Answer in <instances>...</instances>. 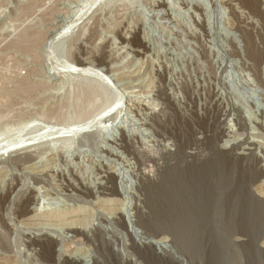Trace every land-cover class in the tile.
I'll return each instance as SVG.
<instances>
[{"label": "rangeland", "instance_id": "rangeland-1", "mask_svg": "<svg viewBox=\"0 0 264 264\" xmlns=\"http://www.w3.org/2000/svg\"><path fill=\"white\" fill-rule=\"evenodd\" d=\"M255 5L257 10L243 0H0V264H44L40 246L29 242L32 231L53 232L56 253H78L81 264H114L111 248L123 264H159L133 248L129 234L138 243L154 239L155 252L191 264L179 239H200L203 233L189 228L194 222L200 230L224 231L226 240L217 242L224 241L226 260L228 239L242 235L231 234L229 221L240 226L254 220L264 243V221L247 218L245 201L249 185L264 196L258 168H264V0ZM63 26L67 35L60 34ZM28 31L39 35V45L26 50L18 43ZM78 59L96 74L77 75ZM106 77L113 88L102 85ZM72 122L84 127L68 128ZM28 142L32 147H21ZM218 150L229 152L227 160ZM106 167L116 173V196L101 187L114 185L103 177ZM201 178L209 187H199ZM188 180L189 215L180 206L174 211ZM76 185H89L94 194H82ZM115 210L123 212L125 227L117 224ZM75 223L87 226L90 237L68 229ZM97 225L107 232L109 249L97 241ZM201 245L194 251L205 257L208 247Z\"/></svg>", "mask_w": 264, "mask_h": 264}, {"label": "bare ground", "instance_id": "bare-ground-1", "mask_svg": "<svg viewBox=\"0 0 264 264\" xmlns=\"http://www.w3.org/2000/svg\"><path fill=\"white\" fill-rule=\"evenodd\" d=\"M246 4H247V6L249 5V6H251V8L252 9H254V10H257V6L255 5L254 6V4H255V0H243ZM259 1V0H258ZM165 2V1H164ZM256 2H257V0H256ZM261 2V1H260ZM166 3V2H165ZM257 4V3H256ZM261 4V3H260ZM161 5V4H160ZM163 5V4H162ZM241 5V4H240ZM239 6V5H238ZM260 7V6H259ZM245 8V7H244ZM262 8V7H261ZM261 8H260V10H261ZM24 9H26V11H28V6L26 7V8H24ZM199 10V9H198ZM233 10V9H232ZM263 10V9H262ZM255 12V11H254ZM255 13H257V12H255ZM260 13H261V11H260ZM234 14H235V12H234ZM257 14H259V13H257ZM260 15V14H259ZM258 15V16H259ZM263 15H264V13H263ZM235 16V15H234ZM238 16H239V14H238ZM260 17V16H259ZM197 19V18H196ZM56 20V19H55ZM198 20V19H197ZM239 21V20H238ZM237 21V22H238ZM253 23V22H252ZM238 24V23H237ZM241 26H243L242 24H240ZM238 26V25H237ZM240 26V27H241ZM72 27V26H71ZM243 27H245V26H243ZM250 27V26H249ZM248 27V28H249ZM63 28H65V30L62 32V33H60V34H66V32L68 31V29L66 30V27H62V30H63ZM70 28V27H69ZM95 28V27H94ZM234 28V27H233ZM246 28V27H245ZM248 28L246 29V30H248ZM59 30H61V29H59ZM244 31V30H243ZM57 32H59V31H57ZM70 32V31H69ZM251 32V31H250ZM244 33H245V31H244ZM258 33V32H257ZM55 34H56V32H55ZM69 34V33H68ZM250 34V33H249ZM253 34V33H252ZM263 34V33H262ZM67 35V34H66ZM89 36V35H88ZM248 36V35H247ZM251 36H253V35H251ZM263 36V35H262ZM22 37V40L18 43V46H21V48L23 47V48H25L26 50H28L29 48H31L32 46H34V47H36V46H38L39 45V35L37 34V33H34V32H31V31H28V32H24V34L22 35V36H20V38ZM52 37V36H51ZM94 37V36H93ZM249 37V36H248ZM247 37V38H248ZM19 38V39H20ZM57 39V37L55 38V40ZM249 40H250V38H248ZM252 39H254V37L252 38ZM92 40V39H91ZM249 42V41H248ZM263 43V42H262ZM135 44H137V43H135ZM248 44V43H247ZM254 44V43H253ZM250 45L251 46V52H252V54L254 55V57L257 55L256 53L258 52L257 51V48L255 47L256 46V44H255V46L254 45ZM141 44H139L138 46H140ZM142 45H143V43H142ZM258 45V44H257ZM262 45V44H261ZM260 45V46H261ZM145 46V45H144ZM259 46V47H260ZM83 47V46H82ZM205 47V46H204ZM262 47H263V45H262ZM82 49V48H81ZM205 49V48H204ZM263 49V48H262ZM140 51V50H139ZM141 52H142V50H141ZM261 52H263V51H261ZM251 54V55H252ZM260 55H262V54H260ZM106 56V55H105ZM253 57V58H254ZM263 57V56H262ZM80 58H82L81 56H80ZM256 58V57H255ZM261 59H263V58H261ZM105 60V59H104ZM107 60V59H106ZM258 61H259V59H258ZM263 61V60H262ZM87 62L88 61H86L85 59H78L77 61H76V65H75V62H74V68H75V71H76V73H77V75H80V76H82L83 75V77H87V76H91V74H92V72H94L95 73V71H92V70H90V68L91 67H88L87 66ZM106 62V61H105ZM89 63V62H88ZM102 63V62H101ZM73 67V66H72ZM93 68V67H92ZM97 70V69H96ZM75 74V73H74ZM96 74V73H95ZM85 75V76H84ZM99 75V72L97 73V76ZM92 77H95V75H93ZM98 78V77H97ZM100 78V77H99ZM93 80L92 81H94V78H92ZM105 79H107L106 81H105ZM100 80H102V79H100ZM104 81L102 82V85H106V87H112V85H111V83H110V81H109V78H104L103 79ZM112 81V80H111ZM93 84L95 83V82H92ZM90 85H91V83H89ZM112 84H114V83H112ZM122 84V83H121ZM95 85V84H94ZM93 85V86H94ZM101 86V85H100ZM88 87H91V86H89L88 85ZM115 88H116V86H114ZM113 88V87H112ZM86 90H87V87H86ZM90 90H93V89H90ZM88 91V90H87ZM86 91V92H87ZM85 93V92H84ZM90 94H92V91H91V93ZM88 95V94H87ZM90 96V95H89ZM89 96L87 97V98H89ZM88 99H86V101H87ZM85 101V100H84ZM120 103H121V101L120 100H118ZM92 102V101H91ZM115 103V104H113V105H111V107H109V109H110V111H112L111 109H113V108H115L116 107V105H117V107L120 105V103ZM91 105H92V103H90ZM88 105H89V103H88ZM90 106V105H89ZM83 108V107H82ZM81 108V110H83ZM86 109H88V108H86ZM109 109H107V110H109ZM80 111V110H79ZM102 111V110H101ZM101 111H99V114H100V112ZM85 112V111H84ZM98 112V111H97ZM97 112L96 113H94V114H97ZM109 112V111H108ZM80 113H82V111L80 112ZM79 113V114H80ZM88 113V112H87ZM84 114H86V113H84ZM90 114V113H89ZM88 114V115H89ZM90 115V116H94L95 118H96V116L95 115ZM98 114V115H99ZM104 114H106V111H105V113ZM103 114V115H104ZM88 115H87V117H88ZM86 117V115H84V118ZM86 117V118H87ZM89 118V117H88ZM95 118L93 119V120H95ZM101 117H99V119H100ZM90 119H91V117H90ZM104 119V118H103ZM92 120V119H91ZM93 120H92V122H93ZM102 120V119H101ZM84 121H86V120H84ZM77 122H79V121H77ZM66 123V126L68 127V128H71V129H75L76 130V128H78V129H80V127H84V125L83 126H81V125H79L78 123ZM80 122H82V121H80ZM96 122V121H95ZM99 122V121H98ZM89 122H87V124H88ZM65 124V123H64ZM69 124V125H68ZM93 124V123H92ZM85 125H86V123H85ZM86 127V126H85ZM61 128V127H60ZM67 129V128H66ZM82 129V128H81ZM90 129H92V128H90ZM69 130V129H68ZM83 130H84V128H83ZM82 130V131H83ZM89 130V129H88ZM120 130V129H119ZM63 131H64V129H63ZM62 131V132H63ZM72 131V130H71ZM81 131V130H80ZM53 133V132H52ZM58 133H59V131H58ZM57 133V134H58ZM66 133V132H65ZM57 134H56V136H57ZM64 134V133H63ZM67 134V133H66ZM80 134V133H79ZM52 135H55V133L54 134H52ZM51 136V135H50ZM61 136H62V134H61ZM72 136V135H71ZM75 136V135H74ZM176 136V135H175ZM64 137H66V135L64 136ZM67 137H68V135H67ZM186 137V136H185ZM57 138H59L58 136H57ZM63 138V137H62ZM184 138V137H183ZM187 138V137H186ZM185 138V139H186ZM53 139V138H52ZM24 140V139H23ZM33 140V139H32ZM182 140V139H181ZM35 141V140H34ZM37 142V141H36ZM43 142V141H42ZM179 142V141H178ZM31 142H28L27 143V145H25V144H23V146H21L22 148L23 147H25V149H26V146H28L29 144H30ZM35 143V142H34ZM180 143H181V141H180ZM179 144V143H178ZM18 144H16V146H17ZM25 145V146H24ZM126 145V144H125ZM180 145V144H179ZM185 146V145H184ZM3 147H4V145H3ZM14 147V146H13ZM20 146H18V148H19ZM30 147H32L31 146V144H30ZM9 148V147H8ZM17 148V149H18ZM179 149V148H178ZM15 150V149H14ZM21 150V149H20ZM24 150V149H23ZM30 150V152H31V149H29ZM252 150V149H251ZM16 151V150H15ZM245 151V150H244ZM17 152H18V150H17ZM29 152V151H28ZM28 152H27V154H28ZM29 152V153H30ZM34 153V152H33ZM178 153V152H177ZM176 153V154H177ZM218 156H219V158L220 159H223V160H227V157L230 155L229 154V152L228 151H226V150H218ZM27 154H25V155H27ZM229 154V155H228ZM243 154H244V152H243ZM18 155V154H17ZM35 155V154H34ZM236 155V154H235ZM241 154H239V156H240ZM31 156V155H30ZM180 156H181V153H180ZM243 156V155H242ZM24 157V155L22 156V158ZM32 157H33V155H32ZM35 157V156H34ZM33 157V158H34ZM184 157V156H183ZM244 157V156H243ZM247 157V156H246ZM31 158V157H30ZM238 158V157H237ZM241 158V157H240ZM29 159V158H28ZM243 160V159H242ZM241 160V161H242ZM245 161V160H244ZM259 162H260V160H259ZM257 163V162H256ZM40 165V164H39ZM51 166V165H50ZM44 168V167H43ZM46 168H47V166H46ZM104 168V167H103ZM102 168V169H103ZM107 168V167H106ZM251 168H253V167H251ZM254 168H256V167H254ZM258 168H259V170L261 171V176H262V174H264V168L262 167V166H258ZM33 169V168H32ZM48 169V168H47ZM34 170V169H33ZM38 170V169H37ZM101 170V169H100ZM250 170H252V169H250ZM49 171V170H48ZM259 171V172H260ZM252 172V171H251ZM43 173V172H42ZM41 173V174H42ZM44 173H45V171H44ZM49 173H50V171H49ZM61 173V172H60ZM59 173V174H60ZM64 173V172H63ZM142 173V172H141ZM255 173H256V171H255ZM257 173H258V171H257ZM100 174H101V172H100ZM115 175H116V173H114ZM114 174H113V172L112 171H110V170H108V168H107V170H105L104 171V175H103V177L104 178H106V180L105 181H107V180H109V181H112L113 180V183H114V185H112V187H110V186H108L107 185V183L105 182V183H103L102 184V188H104V189H108V190H112V194H114V196H116L115 194H117V186L118 185H116V177L114 176ZM250 174V173H249ZM253 174V173H252ZM55 175V174H54ZM57 175V174H56ZM61 175H63V174H61ZM60 175V176H61ZM251 175V174H250ZM38 176V175H37ZM40 176V175H39ZM43 175H41V177H42ZM76 176V175H75ZM118 176V175H117ZM249 176V175H248ZM258 176H259V174H258ZM44 177V176H43ZM65 177V176H64ZM68 177V176H67ZM66 177V178H67ZM77 177H78V175H77ZM119 177V176H118ZM252 178H254L253 176H251ZM264 177V176H263ZM74 178V177H73ZM76 178V177H75ZM80 178V177H79ZM203 179H204V177H202ZM201 178V180H200V185H199V187L200 188H205V186H206V188H207V186L209 187V184L208 185H206L207 183V181H203V179ZM72 179V178H71ZM138 179V178H137ZM261 179V178H260ZM14 180V179H13ZM67 180V179H66ZM80 180V179H79ZM205 180V179H204ZM249 180V179H248ZM258 180V179H257ZM15 181V180H14ZM21 181V180H20ZM69 181V180H68ZM71 181V180H70ZM84 181V180H83ZM82 181V182H83ZM252 181V180H251ZM256 181V180H255ZM254 181V182H255ZM13 182V181H12ZM17 182V181H16ZM75 182V181H74ZM85 182V181H84ZM101 182V181H100ZM99 182V183H100ZM214 182V181H213ZM249 182H250V180H249ZM8 183V182H7ZM69 183V182H68ZM87 183V182H86ZM208 183H211L210 181L208 182ZM215 183V182H214ZM13 184V183H12ZM11 184V185H12ZM76 184V183H75ZM110 184V183H109ZM112 184V183H111ZM251 184V183H250ZM261 184V183H260ZM1 185H2V183H1ZM9 185V184H8ZM10 185V186H11ZM15 185V184H14ZM66 185V184H65ZM64 185V186H65ZM78 185V184H77ZM75 186L74 187V190H77L78 192H80V193H82V194H85V195H88V196H90V195H93L94 194V189H92V188H90L89 187V185L88 186H86V185H80V186ZM98 185V184H97ZM211 185V184H210ZM262 185V184H261ZM69 186V185H68ZM74 186V185H73ZM246 186H248V185H246ZM253 186V185H252ZM251 185H249L247 188H246V194H245V196H246V199H245V201L247 202L246 204H247V208L249 209V211L250 212H248L247 214H248V216H247V218L249 217V219H250V217H252V215H254V217H256V216H258V217H256L257 218V220H258V218L259 217H261V221L263 220L264 221V196L262 195L263 193L261 192V193H256V191L254 190V186L252 187ZM256 186V185H255ZM264 186V185H263ZM1 187V186H0ZM7 187V186H6ZM5 187V188H6ZM20 187V186H19ZM60 187V186H59ZM67 187V186H66ZM66 187H65V189H66ZM257 187H259V186H257ZM14 188V187H13ZM71 188H72V186H71ZM210 188H211V186H210ZM214 188H216V187H214ZM7 189H9V188H7ZM22 189V188H21ZM27 189V188H26ZM64 189V188H63ZM68 189V188H67ZM209 189V188H208ZM15 190H16V188H15ZM35 190V189H34ZM33 190V191H34ZM39 190V189H38ZM70 190V189H69ZM68 190V191H69ZM101 190V189H100ZM107 190V191H108ZM176 190V189H175ZM206 190V189H205ZM204 190V191H205ZM210 190H212V189H210ZM213 190H215V189H213ZM260 190V189H259ZM258 190V191H259ZM8 191V190H7ZM21 191V190H20ZM25 191V190H24ZM29 191V190H28ZM27 191V192H28ZM31 192L30 193H28V197H27V200H26V202H27V204H26V206H25V211H26V213H28L29 214V212L30 213H32L31 211H30V206L32 205L31 203H33V194H32V189L30 190ZM105 191V190H104ZM184 192L182 193V194H185L186 196H181V194L180 195H178V197H175L176 199L178 198V201L177 202H175V205H174V211L175 212H178L179 211V206H180V208H182L183 209V211H188V213H187V215H189V213H190V207H189V204L191 203L190 202V200L192 199V197H193V191H192V189H191V186H190V182H189V180L187 181V184H186V189H184L183 190ZM262 191V190H261ZM10 192V191H9ZM14 192V191H13ZM22 192V191H21ZM35 192H36V190H35ZM38 192V191H37ZM74 192V191H73ZM72 192V193H73ZM102 192V191H101ZM205 192H207V191H205ZM99 193V192H98ZM97 193V194H98ZM179 193V192H178ZM204 193V192H203ZM211 193H212V191H211ZM214 193V192H213ZM245 193V192H244ZM1 194V193H0ZM6 194V193H5ZM4 194V195H5ZM8 194H10V193H8ZM21 194V193H20ZM19 194V195H20ZM27 194V193H26ZM78 194V193H77ZM76 194V195H77ZM108 194V193H107ZM202 194V193H201ZM207 194H209V192H207ZM96 195V194H95ZM104 195V194H103ZM175 196H177L176 195V193L174 194ZM99 196H100V194H99ZM112 196V195H111ZM200 196V195H199ZM237 196V195H236ZM1 197V201L3 200V201H5V198H4V196H0ZM3 197V198H2ZM10 197V196H9ZM108 197H110V196H108ZM206 196H205V194H204V196H201V199L202 200H204V198H205ZM107 198V197H106ZM216 198V197H215ZM218 198V197H217ZM242 198V197H241ZM37 199V198H36ZM36 199H35V201H36ZM103 198H101V199H99V200H102ZM109 199V200H108ZM108 199H105L106 201H116V199L118 200V198H108ZM207 199V198H206ZM213 199V198H212ZM236 198H234L233 200H235ZM238 199V198H237ZM215 200V199H214ZM230 200V199H229ZM243 200V199H242ZM35 201H34V203H35ZM207 201H208V199H207ZM206 201V202H207ZM209 201L210 202H212L210 199H209ZM218 201V200H217ZM216 201V202H217ZM227 201H228V199H227ZM173 202V201H172ZM187 202V203H186ZM190 202V203H189ZM213 202H215V201H213ZM215 202V203H216ZM239 202V201H238ZM241 202H243V201H241ZM2 203V202H1ZM7 203V202H6ZM244 203V202H243ZM242 203V204H243ZM205 204V203H204ZM208 204H210V203H208ZM217 204V203H216ZM241 204V205H242ZM35 205V204H34ZM212 206H213V204H211ZM239 205H240V203H239ZM24 206V205H23ZM204 206V205H203ZM214 206H216L215 204H214ZM228 206H230L229 204H228ZM205 207V206H204ZM211 207V206H210ZM220 207V206H219ZM233 207V206H232ZM232 207H230V208H232ZM237 207V206H236ZM240 207V206H239ZM37 208V207H36ZM35 208V209H36ZM103 208V207H102ZM215 208V207H214ZM227 208V207H226ZM241 208V207H240ZM244 208V207H243ZM24 209V208H23ZM182 209H180V210H182ZM216 209V208H215ZM221 209V208H220ZM234 209H237V208H234ZM40 210V209H39ZM73 210V209H72ZM98 210V209H97ZM208 210H209V207H208ZM210 210H211V208H210ZM222 210V209H221ZM225 210V209H224ZM233 210V209H232ZM244 210V209H243ZM82 211V210H81ZM102 211H103V209H102ZM105 211H106V209H105ZM117 210H115L114 212H115V220L117 221V224L119 223V224H121L123 227H125V225H126V222H125V220H124V215H123V212H121V211H119V212H116ZM192 211V210H191ZM212 211V210H211ZM214 211V210H213ZM218 211V210H217ZM233 211H235L236 212V210H233ZM246 211V210H245ZM55 212V211H54ZM58 212V211H57ZM65 212V211H64ZM74 212V211H73ZM98 211H96V213H97ZM174 212V213H175ZM180 212V211H179ZM214 212H216V210L214 211ZM219 212H220V210H219ZM229 212H231V211H229ZM20 213H21V211H20ZM44 213V212H43ZM61 213H63V212H61ZM66 213V212H65ZM184 213V212H183ZM221 213V212H220ZM233 213V212H232ZM46 214V213H45ZM48 214V213H47ZM55 214V213H54ZM67 214V213H66ZM71 214V213H70ZM99 214V213H98ZM176 214V213H175ZM178 214L180 215V213H177V216H178ZM218 214V213H217ZM236 214V213H235ZM234 214V215H235ZM21 215V214H20ZM63 215H65L64 213H63ZM229 215H232V214H228V217H229ZM233 215V216H234ZM28 216V215H27ZM47 216H49V215H47ZM52 216V215H51ZM62 216V215H61ZM106 216V215H105ZM175 216V215H174ZM205 217H204V219H205V221L208 223V220L210 219V217H209V215H207V214H205L204 215ZM218 216V215H217ZM221 216V215H220ZM227 216V215H226ZM236 216V215H235ZM245 216V215H244ZM94 217V216H93ZM96 217V216H95ZM102 217V216H101ZM219 217V216H218ZM217 217V218H218ZM74 218V217H73ZM87 218V217H86ZM91 218V217H90ZM113 218V217H112ZM178 218H180V217H178ZM209 218V219H208ZM253 218V217H252ZM251 218V219H252ZM256 218H255V221H256ZM66 219V218H65ZM78 219V218H77ZM95 219V218H94ZM96 219H97V217H96ZM102 219V218H101ZM109 219V218H108ZM244 219V218H243ZM70 220V219H69ZM74 220V219H73ZM84 219H82L81 220V218H80V220L79 221H83ZM87 220V219H86ZM98 220H99V218H98ZM105 220V219H104ZM109 220H111V219H109ZM113 220V219H112ZM180 220V219H179ZM233 220V219H232ZM247 220V219H246ZM245 219H244V221H246ZM75 221V220H74ZM94 221V220H93ZM96 221V220H95ZM101 221V220H100ZM106 221H108V220H106ZM190 221V220H189ZM192 221V220H191ZM225 221V220H224ZM248 221V220H247ZM68 222V221H67ZM70 222H72V221H69V223L68 224H70ZM188 222V221H187ZM226 223H227V221H225ZM230 223L228 224V225H230V226H228L227 224V226L228 227H230V229H228V227L227 228H225V226L226 225H224V228L225 229H228L230 232H231V234H234V236H235V233H237L238 231H239V234L240 233H242V235L241 236H238L237 234V236L238 237H236V238H234V239H232V237H230V239H228V242H229V244H230V246H228L229 248H227V246H226V248L227 249H230V248H232L231 250H229V256H227L228 257V259L226 260V258L224 257L225 256V248L222 246V243L224 242H222V243H220L219 241L217 242V239H219V238H221V240H226L225 238V236L223 235V233H224V231H222L223 233H222V235L220 234V230H210V229H208L207 228V226H205L204 228H201V230L199 229V228H197L196 227V225H195V222L193 223V227L191 226V227H189L190 229H191V231H192V233L195 231H198L199 233L201 232V233H203L202 235H200V239H198V237H197V235H193L192 236V238L191 237H189V238H191V240H188V242H187V240H182V239H179L180 241H181V243L182 244H186V248H188V250H189V252H190V259H191V264H244V262L246 263V264H264V243H262L261 242V240H259V237H258V232H256V229L258 230V228H256L255 229V226H256V222L254 223V220L253 221H251V222H253V223H251L250 221L249 222H245V223H242L240 226H237V225H234V221H229ZM258 222V224H259V221H257ZM43 223H45V222H43ZM50 222H48V224H49ZM62 223H64V222H62ZM65 223H66V221H65ZM65 223H64V225H65ZM81 223V222H80ZM79 223V224H80ZM53 224V223H52ZM51 224V225H52ZM92 224V223H91ZM96 223H94V225H95ZM231 224H232V226H231ZM43 225H46V224H43ZM54 225V224H53ZM81 225V224H80ZM80 225H78V224H73V225H69V228L68 229H70L72 232H74V233H86V236L89 238L90 237V233H91V231H89V229L87 230L86 229V227L87 226H85V227H83L82 225L80 226ZM85 225V224H84ZM102 225H103V223H102ZM264 225V224H263ZM89 226H90V224H89ZM101 226V225H100ZM100 226H98L97 225V227H95L94 228V230H96V232H97V234H96V238L97 237H99V239H97V241L99 242V244H101V247H103L104 249H109V248H107V247H109V244H110V242L108 241V240H106L105 239V237H104V235H103V230L104 229H102ZM261 227H262V224L260 225ZM65 227V226H64ZM220 227V226H219ZM91 228V227H90ZM189 228H187V230H189ZM222 228V227H221ZM29 229V228H28ZM31 229V228H30ZM39 229V228H38ZM37 229V230H38ZM42 229V228H41ZM224 229V230H225ZM32 230V229H31ZM44 230V229H43ZM48 230V229H47ZM175 230H177V229H175ZM186 230V231H187ZM41 231V230H40ZM70 231V232H71ZM178 231H181V230H178ZM33 232V234H29L28 235V239H29V242H31V243H33V244H37V245H39L40 246V248L39 249H37V250H40L41 252H42V254H43V257H44V264H56V262L57 261H60V262H64L65 264H81V260H82V258H80V257H78L79 255H73L74 254V252L72 253V254H68V252L67 253H63V254H57L56 253V250H55V247L57 246V244H58V238H55V236H53V235H51V234H49L48 232H46V231H43V232H40V233H35L34 231H32ZM39 232V231H38ZM104 232H105V230H104ZM182 232V231H181ZM227 232V231H226ZM30 233V232H29ZM173 233H174V231H173ZM228 233V232H227ZM226 233V234H227ZM54 234V233H53ZM105 234H107V232H105ZM177 234V233H176ZM55 235V234H54ZM84 235V234H83ZM130 235V237H131V245L133 246V248H135V249H137L139 252H141V254H143V255H145V257H147V259L148 260H150L151 262H153V263H159V264H180V263H182V262H180L181 261V259H179L180 257L179 256H177L178 258H176L175 256H173V255H167L164 251L162 252V251H157V252H155L154 251V245H156L157 244V242H156V240H154V239H151V238H147L146 240H143L142 241V243H138L135 239H134V237L132 236V234H129ZM92 236V235H91ZM175 236V235H174ZM179 236V235H178ZM232 236V235H231ZM66 237H70V235L69 236H66ZM175 237H177V236H175ZM225 237V238H224ZM228 237V236H227ZM145 238V237H144ZM180 238H182V237H180ZM94 239V238H93ZM92 240V239H91ZM178 240V241H179ZM264 240V239H263ZM262 240V241H263ZM60 242V241H59ZM158 242H160V241H158ZM226 242V241H225ZM179 244H180V242H178ZM203 244V245H205V246H207L208 248L205 250L207 253H205V254H203V255H205V257H203L202 255H198V254H196L195 253V248L197 247V246H200L201 244ZM162 244H163V242H162ZM224 244V243H223ZM228 243H226L225 245H227ZM202 246V245H201ZM31 247V246H30ZM34 247V246H33ZM32 247V248H33ZM34 250V249H33ZM204 251V252H205ZM63 252V251H62ZM228 255V254H227ZM108 257H109V259L110 260H112L113 261V263L114 264H123V262H125V261H122L121 260V256H120V254H119V252L115 249V248H111V249H109V251H108ZM222 257H223V259H222ZM133 259V258H132ZM222 259V260H221ZM245 259V260H244ZM100 260V259H99ZM103 261V260H102ZM132 261V260H131ZM137 261V260H136ZM224 261V262H223ZM95 262V261H94ZM99 262V261H98ZM139 262V261H138ZM190 262V261H189ZM222 262V263H221ZM42 263V262H41ZM40 263V264H41ZM57 263H59V262H57ZM103 263H104V261H103ZM136 263V262H135ZM184 263V262H183ZM98 264H100V263H98ZM130 264V263H129ZM134 264V263H133ZM190 264V263H189Z\"/></svg>", "mask_w": 264, "mask_h": 264}]
</instances>
